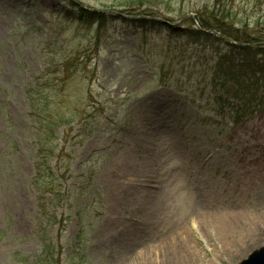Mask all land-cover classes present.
Instances as JSON below:
<instances>
[{
  "label": "rangeland",
  "instance_id": "rangeland-1",
  "mask_svg": "<svg viewBox=\"0 0 264 264\" xmlns=\"http://www.w3.org/2000/svg\"><path fill=\"white\" fill-rule=\"evenodd\" d=\"M221 2L264 30V0ZM212 5L0 0V264H239L264 246V105L237 120L223 76L242 60L198 32ZM49 147L56 197L34 182Z\"/></svg>",
  "mask_w": 264,
  "mask_h": 264
},
{
  "label": "trees",
  "instance_id": "trees-1",
  "mask_svg": "<svg viewBox=\"0 0 264 264\" xmlns=\"http://www.w3.org/2000/svg\"><path fill=\"white\" fill-rule=\"evenodd\" d=\"M228 5L229 6L223 4L221 0H213V5L206 14L207 16L203 18L200 17L199 19L201 24L199 27L200 31L198 32L201 35H205V40L213 45H215V42L218 43V41H222L223 46L215 50L217 56L221 58L237 57L242 60V66L240 68L235 71L230 68L223 76V84L225 86L235 81L234 85H236V89L233 87L232 89H235L234 94L240 105L236 106L242 111V114L241 112L238 113L237 120H239L248 114V110H250L251 107L253 108L255 105H264V96L261 95L264 86V30L262 32H257L258 36H256V34L255 36H250L246 32L240 31L237 25L246 26V19L239 15V13H241L239 7L237 8L231 3ZM100 19L101 18H94L91 22L101 21ZM262 22L264 23V20H262ZM208 29H213L215 32L212 33ZM241 32L243 34H241ZM219 33L223 34L224 38L220 37ZM231 40L235 42L233 43ZM258 55H261V58L256 60ZM248 73H252L253 75ZM256 73L257 75H255ZM219 101L221 103L220 99ZM245 109L247 112H245ZM54 148L55 147H49L48 150L42 151L44 155L39 157L40 159L34 182L38 189H43L44 192L56 197V195H60L59 192L61 190L57 182L58 178L55 175L56 171L51 163V156H54ZM43 204L44 210H47L49 205ZM53 215L54 214L51 213V216H48V218H56ZM42 244V254H45L46 257H50L48 252L53 249L52 244H46L45 242H42ZM35 263L41 264L44 262L37 256Z\"/></svg>",
  "mask_w": 264,
  "mask_h": 264
},
{
  "label": "water",
  "instance_id": "water-1",
  "mask_svg": "<svg viewBox=\"0 0 264 264\" xmlns=\"http://www.w3.org/2000/svg\"><path fill=\"white\" fill-rule=\"evenodd\" d=\"M239 264H264V246L255 250Z\"/></svg>",
  "mask_w": 264,
  "mask_h": 264
},
{
  "label": "bare ground",
  "instance_id": "bare-ground-1",
  "mask_svg": "<svg viewBox=\"0 0 264 264\" xmlns=\"http://www.w3.org/2000/svg\"><path fill=\"white\" fill-rule=\"evenodd\" d=\"M185 264V263H184ZM187 264V263H186Z\"/></svg>",
  "mask_w": 264,
  "mask_h": 264
}]
</instances>
